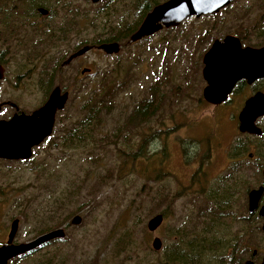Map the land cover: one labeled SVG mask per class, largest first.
<instances>
[{
	"label": "rangeland",
	"instance_id": "374dc122",
	"mask_svg": "<svg viewBox=\"0 0 264 264\" xmlns=\"http://www.w3.org/2000/svg\"><path fill=\"white\" fill-rule=\"evenodd\" d=\"M5 1L15 4L13 11L31 9L33 15L29 25L21 22V15L13 16L17 22L13 37L0 23V50L8 53L7 79L1 84L0 100H10L21 110L30 111L45 98L43 88L58 81L69 85L65 73L77 82L56 116L51 137L35 147L32 157L22 161L0 159V242L5 240L14 217L19 218L15 235L19 243L59 228H51L56 223H68L66 229L61 226L65 230L63 240H54L9 264H32L50 251L55 252L54 264H160L164 251L193 234L222 236L225 240L234 234H249L253 244L264 242L261 220L256 215L245 218V197L258 183V167L245 158L251 149L239 157L232 156L238 139H257L242 136L227 109H214L202 99L205 82L199 59L204 42L225 34L264 43V0H236L213 17H190L136 42L127 39L115 54L91 49L60 74L55 71L63 58L82 40L89 43L101 31L91 22L96 9L106 4L112 11L115 4L121 11L123 3L37 0L38 6L50 11L46 19L37 13L38 6L29 8L22 0H0V6ZM70 9L79 16L73 18ZM110 17L111 23H117ZM127 19L131 21L132 15ZM33 24L62 26L67 37L33 47L29 42ZM196 41L200 45L195 46ZM82 67L90 70L79 81ZM17 75L20 82L15 88L12 82ZM152 86L158 88L159 96L154 114L139 126H121L135 105L150 95ZM106 91L110 107L106 111L101 107V126L95 130L100 139L80 147L63 145L66 129L82 116V101L89 95L103 100ZM11 112L7 108L0 118ZM227 176L222 187L227 184L237 191L230 216L218 224L198 227V204L204 198L201 190L214 187L217 180ZM49 188L53 197L62 194L64 200L62 212L52 219L35 212L45 205ZM78 189L81 193L75 196ZM160 190L165 192L162 200L152 197ZM160 212L164 215L162 224L148 231L147 220ZM75 214L81 216V222L71 225ZM154 236L162 242L160 250L151 248ZM224 253L231 252L208 251L202 264L223 262Z\"/></svg>",
	"mask_w": 264,
	"mask_h": 264
},
{
	"label": "water",
	"instance_id": "95a60500",
	"mask_svg": "<svg viewBox=\"0 0 264 264\" xmlns=\"http://www.w3.org/2000/svg\"><path fill=\"white\" fill-rule=\"evenodd\" d=\"M97 3L102 0H90ZM234 0H165L153 6L143 17L139 26L129 35L128 42H136L144 37L153 35L162 28L179 25L184 19L206 14L218 13ZM41 15H46L48 10L39 7ZM92 48V45H84L72 52L63 61L66 65L71 59L84 55ZM96 48L103 53L111 55L120 49L118 42H102ZM202 78L206 85L202 90V98L211 104L224 101L234 82L242 77H257L264 75V47L259 49L241 48L239 39L234 35H225L222 40L215 39L203 55ZM3 68L0 66V79L3 77ZM89 71L82 69L81 73ZM68 99V92L61 93L60 87L55 86L43 105L30 114L15 112L9 119H0V159L27 160L33 155L32 148L38 146L46 137L51 135L55 113L64 108ZM264 97L256 95L246 102L244 110L239 115L240 132L260 133V129L253 123L257 115L264 113ZM17 111L15 104L11 103ZM1 107V104H0ZM262 195V188L251 189L248 192V211L258 208V215L264 217V206L258 207ZM164 215L156 213L146 222V229L155 231L163 222ZM81 216L75 214L70 219L71 225H78ZM18 228V219L10 222L6 242L0 245V264H8V261L16 256L33 250L53 239L64 238L63 227L44 232L27 242L13 243ZM264 231V222L261 224ZM162 242L154 236L151 240V248L160 250Z\"/></svg>",
	"mask_w": 264,
	"mask_h": 264
},
{
	"label": "trees",
	"instance_id": "16d2710c",
	"mask_svg": "<svg viewBox=\"0 0 264 264\" xmlns=\"http://www.w3.org/2000/svg\"><path fill=\"white\" fill-rule=\"evenodd\" d=\"M106 3L109 0H105ZM123 3V8L121 11H117L114 5L112 6V11L109 10V6H102L97 8L93 14V19L91 20L94 28L99 27L101 31L95 36V38L89 42L90 44H100L102 42H121L128 39L129 35L139 26L144 15L156 4H159L165 0H129L124 2V0H118ZM25 2L29 8L33 6H38L37 0H22L21 3ZM101 2V1H100ZM57 3H60V0H57ZM62 5H64L62 3ZM15 9V4L5 1L3 5L0 6V23L4 25L7 29V33L12 35L16 29L17 22L13 19V16L21 15V22H26L29 25L31 22L29 20L32 14V10H22L21 13H18ZM70 13L73 18H77L79 13L70 9ZM114 17V20L117 23H111V17ZM132 15L131 21H128V17ZM12 16V18H11ZM85 17V15H83ZM19 21V20H18ZM68 24V22H64ZM63 24V25H64ZM69 28H72V24L69 23ZM64 28L62 26H52V25H43L39 26L33 24V37L29 39V42L32 43L33 47H38L40 45L37 41L42 42V44H47L49 41L54 39L56 32L58 34L64 33ZM88 42H82L86 44ZM156 86H152L150 89V95L147 98L142 99L138 102L133 108L132 112L126 117L121 126L126 129L136 127L141 125L144 121L150 118L156 111L159 105V96H157ZM109 92L106 91L103 93V100L97 96L89 95L82 101L81 111L82 116L73 122V124L66 129V133L62 136L63 145L69 146H83L90 142H96L100 138L95 134V130L100 128L102 122V113L101 107L105 108V111L109 109L110 103H107ZM106 96V97H105ZM110 101V99H109ZM245 143L241 139H238L234 146L235 153L232 154L233 157H239L245 153ZM139 153L136 155L138 156ZM229 176L224 177L223 180H217V183L214 187L207 190L202 189L201 193L203 195V200L198 204V213L197 223L200 226H208L212 224H218L219 221L226 219L230 216L232 212L231 205L233 202L234 195L237 191L233 192L230 189L229 185L222 184L227 180ZM47 186L44 185V189ZM246 187V186H245ZM48 188V187H47ZM50 189V188H49ZM94 186L89 187V192L92 193ZM229 193H228V192ZM48 199L44 202L45 205L39 206L36 208L35 212L37 216L42 217L46 216L47 219L54 218L58 211L62 212L64 206V200L62 194L60 196L53 197V190L46 191ZM49 193V194H48ZM73 192H70V196ZM81 193V189L76 191L78 196ZM152 197L162 200L165 197L164 191H157ZM162 213V212H160ZM163 214V213H162ZM64 228L68 226L66 221L63 223ZM63 224H54L53 227H61ZM41 233V231H38ZM210 232L211 231L210 229ZM239 236L238 238H241ZM229 239V238H228ZM222 236H213L207 234H199L198 236H190L184 243L174 244L170 250L164 251L163 259L159 262L160 264H202L203 255L208 251H217L221 250L223 245L228 241ZM54 240H63L54 239ZM54 240L44 243L42 246H46L52 243ZM41 246V247H42ZM54 251L49 253L45 252L42 256L34 259L32 264H54L53 257ZM25 257V256H24ZM23 258V257H22ZM141 264H145L141 262ZM210 264V263H209Z\"/></svg>",
	"mask_w": 264,
	"mask_h": 264
},
{
	"label": "flooded vegetation",
	"instance_id": "af4514ba",
	"mask_svg": "<svg viewBox=\"0 0 264 264\" xmlns=\"http://www.w3.org/2000/svg\"><path fill=\"white\" fill-rule=\"evenodd\" d=\"M234 1H236V0H234ZM234 1H232L229 5H227L223 9H227V7H229ZM39 7L45 8L43 6H38L37 9ZM37 9H36V11H37ZM223 9H221L220 11H222ZM37 13H38V11H37ZM38 14L41 17L47 19L50 16V11L48 10V13L46 15H41L40 13H38ZM216 14L217 13L206 14V15H201V16L202 17H208V16L213 17ZM201 16H199V17H201ZM190 17H195V16H190ZM190 17H188V18H190ZM188 18H186V19H188ZM195 18H198V17H195ZM186 19H184V20H186ZM29 20L31 22V16H30ZM168 28H172V27H168ZM262 30L264 31V27L262 28ZM14 35H15V33L13 32V34L10 35V36L13 37ZM225 35H234V36H236L239 39V43H240V47L241 48L249 47V48H253V49H259V48L264 47V43H259V42L257 43V42H254V41L243 40L238 34H225ZM225 35H223L222 37H219V38H214L212 41H208V42H204L203 43V45L200 48V49H202L201 50V54L199 55V59H200V62H201L200 70H202V67H203V62H202L203 55L207 52V50L210 48V46L212 45V43H213V41L215 39L222 40L225 37ZM66 37H67L66 33H60V34H57L54 38H56L58 40H63ZM37 42L39 43L40 41H37ZM82 42H85V41L82 40L80 43H78L75 46V48H74V50L72 52H74L75 50H77L78 48H80L81 46H84V45H92L91 49H96L97 51H101V50L96 48V45H98V44L86 43V44H82L81 45ZM193 44L195 46L200 45L199 41L193 42ZM5 52H6V54H4ZM72 52H70L67 56H65L63 58V60L60 62V64L57 67V70L55 71L57 74H60V73L64 72V70H63L64 68H69L74 62L79 61L80 58H82V56H83V55H81V56L75 57V58L71 59L70 62H68L66 65H62L63 61H65ZM33 54L37 55L38 51L33 50ZM7 55H8L7 50H3V49L0 50V66L3 68V71H2L3 77L0 79V94H2L1 84L7 79V75H6V58H7ZM82 69H89L90 70V68H87V67H82L81 71H82ZM81 71H80V73H81ZM87 72L88 71H86L84 73H81L80 77L77 78V79L79 81L84 80L86 78V75H87L86 73ZM249 76L250 75L242 76V77L238 78L234 82L233 86L231 87V90L228 93L226 99L224 101L218 103V104H211V103L206 102L203 98L202 99L207 104H209L210 106L214 107V109H220V110L227 109L229 111V113L231 114V117L233 116V118H234L235 127L237 128L238 132L242 136L253 137V138L257 139L256 141H253V140L250 141V139H249L245 143V152L248 149H251V151H248L246 153V157L245 158L253 161L252 164L255 165L256 167H258L257 170H258V174H259V180H258L257 185L255 187L250 188L247 191V194H246V197H245L246 210L248 212V214L245 216V218L246 219H250V218H253V216L256 215L257 218L259 220H261V222L263 223L264 222V217L258 215V208L256 210L252 211V212H249L248 208H247V205H248V192L251 189H257V188L261 187L262 188V195H261V197L259 199L258 207L264 206V113L260 114V115H257L254 118V120H253L254 125L260 129V133H250V132H247V131L240 132L239 129H238V126H239V123H240L239 115L244 110V108L246 106V102L250 98H252V97H254L256 95H260V96L264 97V75L263 76L253 77V78H251ZM64 77H65L66 81L70 82L69 85L62 84L61 82L58 81V82L54 83L52 86H48L46 88H43L42 90H43V94H44L45 98L43 99V101L41 102V104L39 106L33 108L30 111L21 110L14 102H12L10 100H0V104H1L0 113L1 112H4V113L7 112V108L12 109V112L9 115H7L4 118H0V119H4V120L9 119L15 112L20 113V112L23 111V113H25V114H30L32 111H34L35 109H37L38 107H40L41 105L44 104V102L48 98V95L50 94L51 90L55 86L60 87L61 93L68 92V99H67V101H66V103L64 105V107H65L67 102L70 99V95H71L72 89L74 88V86L76 85L77 82L73 79L72 76H70V75H68L66 73H65ZM19 82L20 81H18V75H17L15 77L14 81L12 82L13 87L18 88L19 87ZM41 82H42V85L44 86L43 75H41ZM205 85H206V83H205ZM11 103L16 105L17 111L14 108V106L11 105ZM63 109H61V110H63ZM61 110H58L55 113L54 125H55L56 116ZM54 125H53V129H52V133H53V130H54ZM52 133H51V135H52ZM51 135L46 137L41 143L47 141L51 137ZM35 147H37V146H35ZM35 147L32 148V151L35 150ZM13 219H15V217ZM17 219H18V227H19V218H17ZM17 230H18V228H17ZM262 232H264V231H262ZM239 236H242V237L238 238ZM33 238L28 239L27 241L32 240ZM6 239H7V236H6V238H5V240L3 242H0V245L4 244L6 242ZM19 242H17L16 238L14 237L13 243L17 244ZM261 243H262V241L259 242V243H254L253 244L252 243V239H251V235H249V234H245V235L234 234L232 236V238L229 239L223 245V247L221 249L222 251L227 249V250H229V253L230 252L231 253L230 254L228 253L229 255H226V253L222 254V255H224L226 257L224 259L225 261H223V262H218L217 261V264H264V242L262 244ZM42 245H40L39 247H36L33 250L28 251V252H26V253H24L22 255H19V256H16V257L10 259L8 261V264L12 260L20 259V258H22L24 256H27V255L31 254V253L37 252L38 250H40L43 247ZM228 259H229V261H228ZM206 264H209V263L207 262Z\"/></svg>",
	"mask_w": 264,
	"mask_h": 264
}]
</instances>
